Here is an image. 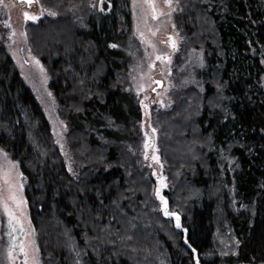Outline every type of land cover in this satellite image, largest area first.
Wrapping results in <instances>:
<instances>
[{
    "label": "trees",
    "instance_id": "1",
    "mask_svg": "<svg viewBox=\"0 0 264 264\" xmlns=\"http://www.w3.org/2000/svg\"><path fill=\"white\" fill-rule=\"evenodd\" d=\"M37 1L27 45L63 140L0 36V148L26 179L39 264H264V0H172L190 80L150 104L163 183L129 85L150 59L130 0Z\"/></svg>",
    "mask_w": 264,
    "mask_h": 264
},
{
    "label": "rangeland",
    "instance_id": "2",
    "mask_svg": "<svg viewBox=\"0 0 264 264\" xmlns=\"http://www.w3.org/2000/svg\"><path fill=\"white\" fill-rule=\"evenodd\" d=\"M130 3L135 31L149 47L150 59L145 68L135 70L129 85L143 107L142 128L146 157L154 177L163 183L165 178L154 144L155 129L150 121V104L154 102L167 106L171 101L172 88L190 80V76L184 77L173 70L176 53L170 49L169 34L175 36L177 45L183 32L177 30L176 20H173L175 12L172 0H130ZM24 4L19 0H0L1 22L6 29L0 32V36H3V43L20 75L43 105L54 133L63 140L64 124L58 116V105L48 86L50 76L43 63L28 47L25 32L26 23L38 19L43 9L36 0L30 8ZM191 64L192 60L186 61L179 68L189 70ZM156 79H161L163 83L153 91L158 84ZM25 181L17 162L0 148V219L3 216L7 219L6 235L9 242L7 247H3L0 242V264H39V251L24 195Z\"/></svg>",
    "mask_w": 264,
    "mask_h": 264
},
{
    "label": "water",
    "instance_id": "3",
    "mask_svg": "<svg viewBox=\"0 0 264 264\" xmlns=\"http://www.w3.org/2000/svg\"><path fill=\"white\" fill-rule=\"evenodd\" d=\"M32 1L34 2V0H32ZM32 1H31V3H33ZM171 39L173 40V44L176 45V38H175V36L173 34L171 35ZM173 44L171 45V47L175 48V47H173ZM156 80H157L158 84L156 86H154L153 91H155L158 88H160L162 86V83H163V81L161 79H156Z\"/></svg>",
    "mask_w": 264,
    "mask_h": 264
},
{
    "label": "flooded vegetation",
    "instance_id": "4",
    "mask_svg": "<svg viewBox=\"0 0 264 264\" xmlns=\"http://www.w3.org/2000/svg\"><path fill=\"white\" fill-rule=\"evenodd\" d=\"M20 2H23V3H25L24 5H26L27 7H31V6H33V5H31V1L32 0H19ZM37 1V0H36ZM33 2V1H32ZM34 2H35V0H34ZM171 35L172 34H169V38H170V41H171V45L173 44V40L171 39ZM170 45V44H169ZM171 45H170V49H174V48H172L171 47ZM176 46V45H175Z\"/></svg>",
    "mask_w": 264,
    "mask_h": 264
},
{
    "label": "snow or ice",
    "instance_id": "5",
    "mask_svg": "<svg viewBox=\"0 0 264 264\" xmlns=\"http://www.w3.org/2000/svg\"><path fill=\"white\" fill-rule=\"evenodd\" d=\"M50 14L54 15V13H50ZM25 15L27 16V13H25ZM29 18H31V17H29ZM173 47H175L174 44H173ZM158 59H160V57H158ZM5 182L7 183V179L5 180ZM12 198L14 199L15 197H12ZM5 208L7 209V205H5ZM21 250L23 251V248Z\"/></svg>",
    "mask_w": 264,
    "mask_h": 264
}]
</instances>
